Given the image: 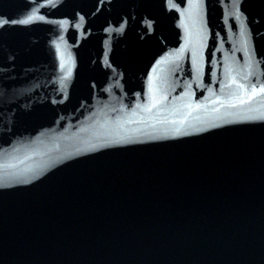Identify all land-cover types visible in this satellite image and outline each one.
<instances>
[{"label":"water","instance_id":"1","mask_svg":"<svg viewBox=\"0 0 264 264\" xmlns=\"http://www.w3.org/2000/svg\"><path fill=\"white\" fill-rule=\"evenodd\" d=\"M261 89L264 0H0V264H264Z\"/></svg>","mask_w":264,"mask_h":264},{"label":"snow or ice","instance_id":"2","mask_svg":"<svg viewBox=\"0 0 264 264\" xmlns=\"http://www.w3.org/2000/svg\"><path fill=\"white\" fill-rule=\"evenodd\" d=\"M23 22V21H22ZM261 91H264V89H261Z\"/></svg>","mask_w":264,"mask_h":264}]
</instances>
